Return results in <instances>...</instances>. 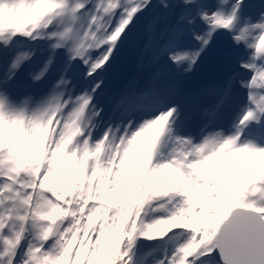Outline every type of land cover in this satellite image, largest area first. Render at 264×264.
Wrapping results in <instances>:
<instances>
[{"label": "snow or ice", "instance_id": "6c2138e0", "mask_svg": "<svg viewBox=\"0 0 264 264\" xmlns=\"http://www.w3.org/2000/svg\"><path fill=\"white\" fill-rule=\"evenodd\" d=\"M93 261L264 264V0H0V264Z\"/></svg>", "mask_w": 264, "mask_h": 264}, {"label": "rangeland", "instance_id": "374dc122", "mask_svg": "<svg viewBox=\"0 0 264 264\" xmlns=\"http://www.w3.org/2000/svg\"><path fill=\"white\" fill-rule=\"evenodd\" d=\"M22 147H24L25 149L27 148V146L23 145V144H22ZM245 159L246 158H236V161H235L236 165H245ZM232 166H233L232 164H228L229 169H231ZM245 167H249V166L245 165ZM51 179L53 182H55L57 180H62V182H64V183L68 182L67 177H61L58 174L54 175ZM167 179H174V177H168ZM97 259H102V258H97ZM93 264H96V262L93 261Z\"/></svg>", "mask_w": 264, "mask_h": 264}]
</instances>
